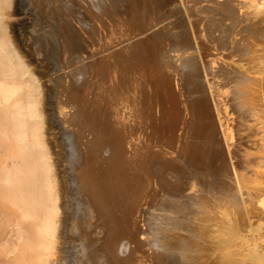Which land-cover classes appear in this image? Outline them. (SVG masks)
<instances>
[{
  "label": "bare ground",
  "instance_id": "1",
  "mask_svg": "<svg viewBox=\"0 0 264 264\" xmlns=\"http://www.w3.org/2000/svg\"><path fill=\"white\" fill-rule=\"evenodd\" d=\"M153 1L70 0L69 5L47 0L49 17L66 38L87 49L92 45L75 60L63 53L65 65L80 61L92 76L75 72L69 80L63 70L62 100L55 83L37 76L11 34L22 20L17 14L24 1L0 0V264H78L73 228L83 217L84 203L76 192L80 181L106 222L107 232L101 234L118 245L106 239L116 249L108 260L112 264H187L185 236L177 222L174 228L177 215L196 221L193 233L215 264H264V0H209V17L206 7L189 6L208 17L200 31L191 33L202 47L201 73L153 14ZM75 20L87 28L83 35ZM173 76L184 87L183 97L171 84ZM130 118L136 120L129 126L144 127L134 128L132 136L138 130L144 135L136 142L137 135L131 138L133 148L125 139L133 130L126 135ZM77 138L86 145L84 152ZM148 140L150 152L153 144L166 148L163 155L158 150L161 156L152 150L153 159L158 156L153 163L152 157L145 158L150 162L142 158ZM95 156L103 165L101 179L90 167ZM178 170L199 174L201 190H187L178 177L170 180L171 171ZM151 180L160 189L154 191ZM233 195L241 208L226 202L224 197ZM135 210L141 222L137 227L133 222L136 230L131 225ZM139 226L144 237L133 247L134 233L128 230L130 238L126 230L133 227L137 233ZM123 235L130 238L128 250L133 247L126 257ZM93 257L89 253L88 259Z\"/></svg>",
  "mask_w": 264,
  "mask_h": 264
},
{
  "label": "rangeland",
  "instance_id": "2",
  "mask_svg": "<svg viewBox=\"0 0 264 264\" xmlns=\"http://www.w3.org/2000/svg\"><path fill=\"white\" fill-rule=\"evenodd\" d=\"M23 1H24L23 4L25 3L24 6H26V7H23L22 13L17 14V17H20V18L22 17L21 18L22 20H21L20 23L17 24L18 26L15 27L16 29L14 28V30H12L13 32L11 34L13 36V39H14V41L16 43H18V42L20 43L18 45L19 51L22 53V55L24 56V58L29 62V64L33 67V69L35 70V73L37 74V76L41 80H46L47 79L46 82L47 83L49 82L48 84H50V83L52 84V82L55 83V89L54 90H55L56 94L57 95H60V96H58L59 99L65 100V97H61V96H63L62 94H64V96L66 95L65 94L66 92H64V90H62L63 89V83H62V81L65 80V78H66L65 71L68 72L67 74H68L69 80H72L73 79V76L70 75V73L74 74L76 72L77 75H79V76L83 75L84 78L89 79V78H91L89 76H92V72H91V70H89V67H86V68H84L82 70V68H81L82 66L81 65H83V64L80 61H78L80 63H78L77 61H75V63L68 62V64L65 65L64 64V61L66 59L64 60L65 57H63L64 56L63 53L64 52H68L69 55L71 56V58L75 60L81 54H88L89 53V49L92 47V45L90 44L89 49H87V47H85V43H81L80 44V42H75L73 39L66 38L65 35H64V32H63L64 30H63L62 26L59 25L55 21L56 19H51L49 17V15H50V13H48L49 12V8L46 5L47 0H23ZM63 1L70 5V0H63ZM230 1H232V0H230ZM38 3H40V4L43 5V8L40 9V10L36 7L38 5ZM209 4H210L209 0H154L153 3H152V6L154 8L153 14L156 15V17L158 18V21L161 24H166L168 26V28H169V30L171 32L170 39L172 38L171 40H174L175 42H177L178 45L183 46L185 48V50L187 49V54L189 55L190 60L193 62L194 66H195V71H197L198 73H201V71H202L201 61H200V57L202 55V47H201V45L199 44V42L197 40H195L194 38L191 37V35H192L191 33H193L195 35V33H197L198 31H200V23L201 22L203 23V22L208 21V17L210 16V14L208 12L209 11L208 10L209 9V7H208ZM194 5H196V6H198V5L201 6L202 5V6L206 7L207 10L205 12H206V15L208 17H206V15L204 13H202L199 8H197V9H191V8H189V6H194ZM132 11H133V9L129 10V12L127 13L129 15V17L132 16V14H131ZM54 12L55 13L56 12H59V10L58 9H55ZM74 12H75V14L79 15L78 16L79 18L82 17V15H81L82 13L78 10V5H75L74 6ZM51 13H52V11H51ZM256 19H259V17L257 16ZM211 21L216 22L217 21L216 20V17L214 19H212ZM227 22H229V21H227ZM75 24H76L75 26H76V30L78 31V33H80L81 35H83V32H85L87 28H85L84 25H80V23L77 20H75ZM227 25L230 26L231 25V22L229 24H227ZM245 34H248V33L245 31ZM18 35H20V37ZM251 37H252V39L255 38L253 36V34L249 33V38H251ZM185 55H186V51H185ZM54 59L56 60V62H58L57 63L58 64L57 66H56V64H52V62H51ZM51 64H52V67L49 68V66H51ZM63 66H64L65 69L63 68ZM78 68H81V69H78ZM86 69H87V71H86ZM63 70H65V71H63ZM175 70L176 69H174L173 71H175ZM89 71H90L91 75H90ZM198 73H196V74L199 76ZM173 74H175V73H173ZM85 75L88 76V77H86ZM175 75H177V74H175ZM172 79L173 80H172L171 84L174 83V87L173 88L175 90H177V92H179L180 94H181V91H182L181 96L184 95L185 94V91L182 90L184 87L182 86V89L179 88V85L176 82L178 78L176 76H173ZM176 85L178 86V89H177V86ZM57 86H59L60 88L57 87ZM60 89L63 92L59 91ZM180 94L178 96H180ZM57 95H56V97H57ZM182 97H180V99ZM59 99L57 98V100H59ZM132 119H134V118H130V120L127 121L128 122L127 123V128H128L129 131H128V133L126 135H128L129 132L132 130L131 127L133 128V130H132L133 132L131 131L130 137H129V135L128 136L125 135L126 136L125 139L127 138L126 139L127 140L126 142H128L126 144L129 145V148H131L132 145H134V143L136 141H139V139H141L143 137V135H144L142 133L144 131V127H142L140 124H138L137 126H133V124L129 126V124H131L132 122L134 123L135 120H136V119H134V121H133ZM129 121H130V123H129ZM135 127H136V129H141V130L143 128V131L140 132V130L137 131L135 129L137 131V133H135L132 136V134L134 133V128ZM135 135L138 136V137L136 136L137 137L136 138L137 140L136 139L134 140V136ZM131 138L135 142H133V140ZM150 140H148L147 141L148 143L145 145V147H147V148L144 149V150L145 151L147 150V151L146 152L143 151V153L144 154L146 153V154L145 155L143 154L145 157H142V158H143L144 161H147V160H149L150 157H152V159H150V161L152 162V160L153 161L154 160L155 161L158 160L157 159L158 156L156 157V159L155 158L153 159L154 155H153L152 150H154L155 156H156L157 153H158L157 155L161 156V155L164 154L163 151H165L164 149H166V148H164V145L162 147L161 146L162 145L161 143L160 144L158 143V145H156L157 144L156 141L158 139H156V140L153 139L151 142L156 143V144H153L154 145V146H152L153 149L151 148V152H150V150H149L150 148L148 149V145H149V147H151V144L149 143ZM80 141L82 142L81 139H78L77 138V146H78V149H79V151L82 150L84 152V149H85V146L86 145L85 144L83 145V143H80ZM130 142H131V144H129ZM157 142H160V141L158 140ZM88 144H90V142H88ZM158 150H162L163 153L160 152V154L162 153L160 155ZM174 151L176 152V149ZM155 152H157V153H155ZM175 152L174 153L171 152L172 155H174ZM148 153H149V155H147ZM165 153H167V152H165ZM168 154H170V153H168ZM84 156H86V155H84ZM147 156H149V157L146 160L145 158ZM98 159H100V158H98L97 156L93 157V159H91V161H90V167H91V169L93 168L92 169L93 170L92 171L93 173H95V172L97 173V174L95 173L94 176L99 177L101 179L102 178L101 175L103 173L102 172L103 171V165L101 163V159L99 161H98ZM84 160H85V158H84ZM84 160H83V162H84ZM95 161H97L98 164L95 163ZM150 161H147V162H150ZM83 162H82V164H80V163L77 164L76 167L78 169L74 167L73 170L76 171V172H78L77 170H80L83 167V165L85 163V162L84 163ZM100 163H101V165H99ZM97 166H98V170L95 171V169H97ZM100 169H102V170H100ZM97 171H99V172H97ZM171 172H172L171 175L169 174L170 175V178H172L171 176H173L172 174H174V176H173L174 179L172 178L170 180H172V181L175 180L176 181L177 180V177H178L179 180H177V181L182 182L183 184H185L184 186H187V188H188V185H189V188L187 190L196 188L195 193L198 192L199 190H201L200 189V188H202V187H200L202 185V183H200L201 179L199 180L198 178H196V176H200L199 174H196L195 173L196 174L195 175L193 173L195 175L194 176L192 173L189 174V172H188V174L186 172H182L181 173L180 170L175 171L176 174L173 171H171ZM191 174H192V177H191L192 181L190 179V175ZM184 176L185 177L188 176L189 179L188 178H185ZM193 176L196 179L199 180V181L197 180L199 182V184H198L199 186L196 185V182L197 181L196 180L195 181L193 180L194 179ZM175 177H176V179H175ZM199 178H201V177H199ZM180 179H181V181H180ZM184 180H186L185 182H187V183H184ZM151 181H150V183H152V185L151 184L150 185L154 188L153 190L154 191H156V189L158 190V187L159 186H156V188H155V185H157V184L156 183L153 184V181L152 182ZM80 182L77 183V185H76V192L78 194L79 199L84 203L83 204V207L84 206L85 207L84 208L83 207L81 208V211L83 212V214H82L83 217H82V220H81V223H80L81 225L78 223V222H80V220L78 221V218H77L75 220V223L77 221L78 222L76 223L75 228H73V229L76 230V232H75V230L73 231V234L75 235V236L73 235L75 237L74 239H75V241L78 240L80 242L79 243V242L76 241L77 243H79V244H77L74 241L75 242L74 243V249L76 250L75 251L76 256H77V252H80V254L78 253V255L80 257L78 256V258H76V260L78 259L77 260L78 262L74 260L72 263L77 262L78 264H83L82 262L85 261V264H102L105 261L103 264H112L108 260H109L111 254H112L111 251L112 250L113 251L116 250L114 248L117 247L118 245L116 244V242H114L115 240H113V239L111 240V238H110L111 235L108 236V233H106V235H105L107 238H103V237H105L104 236V234H105L104 232L106 231V228H107L106 227L107 225L105 224L106 222H104L101 219L100 215L98 217V213H97V211H95L97 207L93 203L90 202L91 201L90 200V196L88 195V193L86 191V187L83 185L82 182L81 183ZM194 184L196 186H193ZM81 186H83V188H85V189H82ZM151 186H149V189H150ZM147 189H148V187H147ZM159 189H160V187H159ZM146 191H148V190H146ZM149 191H151V190H149ZM234 196L235 195H233L232 197H234ZM232 197L225 196L224 198L225 199L227 198L228 200L226 199L227 200L226 201L224 198L222 200H224V201H226L227 203H230V204L232 203V206L236 207L237 209L241 208L242 207L241 204L236 203L237 206L235 205V202H234L235 197L231 200ZM89 207L92 208L91 211H89L90 210ZM137 210L139 212V209H137ZM91 212H95V213L92 214ZM84 213H85V215H84ZM134 214H137L138 215V213L136 212V210H135V212H133L132 215L134 216ZM93 215L95 217L89 218V217H92ZM135 216L131 220L132 221L131 225L134 226V224H135V226L136 225L138 226V224H136V223H139L140 222V217H137L136 216V218H135ZM96 217H97V220L95 219ZM91 219L92 220L95 219V220L92 221ZM98 221H101V222H98ZM133 222H134V224H133ZM176 222H177L178 230L181 231V235H184L185 236V238H183V240H181V243L187 247V251H186L187 252V257H186L187 264H215L214 260H212L209 257V255H208V251L206 250V247L204 245L203 239L201 237H197V235H198L197 233H193V229L196 226V221H194L192 218L186 216V220H185V222L187 223V225H186V223L184 221H182L181 215H177L176 221H174V223H175L174 228L176 227ZM76 226L77 227L80 226V229L82 228L81 230H84L83 233L81 232V230H79V227L76 228ZM96 226H98L97 229H96ZM135 226H134V229L136 230ZM140 226L138 227L137 230H140L141 229ZM99 227H101L102 229L99 228ZM131 228L133 230V227H131ZM85 229H86V231H85ZM103 229H105V230H103ZM77 230H79V231L77 232ZM128 230L132 233V235H133V233L135 235V234L141 232L140 234H137L138 236L135 235L137 237V240H136V237L134 235H133V237L131 236V233ZM132 230H130V228H127V230H126V231H128V233H129L130 236H128V233L127 232H124V234L127 233L125 235L128 236V237H130V238L132 237L131 239L135 238V239H133V240H135V242L134 241L132 242V240H130V238H127V237H126L127 238V241H126L125 235H123L124 236L123 237L124 240H122L123 238L121 237L122 238L121 239V241H122L121 243L124 244V247L123 248H125V249H122L121 253L124 255V257H126L127 254H130L129 252H131L133 250V249H131V248L134 247L133 246V243H134V245L136 244V247H137V245H138L137 243L138 242L136 243V241L139 240L140 241V244H141V238L144 237V233H143L142 229H141V231H138L137 233H135V231L132 232ZM79 232H81L82 236H80ZM91 232H92V235H91ZM101 232L104 233V234L102 235ZM89 235H90V238H89ZM80 237L81 238L84 237L83 240H81ZM193 238H195L196 240H194ZM106 239H110L109 241H111V242L113 241L115 244L114 245L112 244V246H115V247L114 248H111L112 247L111 246V243H109V247H108L107 246L108 245V241ZM180 239H182V237ZM85 240L88 242L87 248L85 246H83V243H84ZM100 240H101V243H100ZM129 240L131 241L132 246H133V247L132 246H129V247H131V248H129L131 251L128 250V247H126L129 244L131 245V243H130ZM105 241H106V243H105ZM123 241L124 242L125 241L126 242L129 241V243L125 244L126 242L123 243ZM81 243H82V245H81ZM90 243H91V245H90ZM76 245H80L81 249L78 246H76ZM141 246L142 247L138 248L139 253L138 252H136L138 254L135 253L138 256L143 254V251L141 252L140 249L141 248L142 249L145 248L144 245H141ZM76 247H78L79 249L76 248ZM93 247H95V248L93 249ZM138 247H139V245H138ZM126 248H127V251H126ZM92 249L94 251H92ZM97 250H99V251H97ZM104 251H105V253H104ZM91 252L94 253V257L92 259H88V255H89V253L91 254ZM126 252H127V254H126ZM127 256H129V255H127ZM81 260H82V262H81ZM69 263L71 264V261Z\"/></svg>",
  "mask_w": 264,
  "mask_h": 264
}]
</instances>
